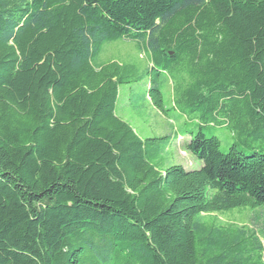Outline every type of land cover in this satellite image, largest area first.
Here are the masks:
<instances>
[{
  "label": "trees",
  "instance_id": "1",
  "mask_svg": "<svg viewBox=\"0 0 264 264\" xmlns=\"http://www.w3.org/2000/svg\"><path fill=\"white\" fill-rule=\"evenodd\" d=\"M119 40L143 58L101 62ZM120 84L165 115L171 85L199 169L163 168ZM234 208H264V0H0V264H264Z\"/></svg>",
  "mask_w": 264,
  "mask_h": 264
},
{
  "label": "rangeland",
  "instance_id": "2",
  "mask_svg": "<svg viewBox=\"0 0 264 264\" xmlns=\"http://www.w3.org/2000/svg\"><path fill=\"white\" fill-rule=\"evenodd\" d=\"M137 55L136 47L131 41L119 40L107 43L99 55V60L101 62L109 60L134 61L137 59ZM138 56L143 58V54ZM162 92L165 107L168 109L166 115L154 109L148 99L131 98L126 91V85L120 84L116 114L126 121L141 138L165 134L170 136L171 144L164 153L166 160L163 168L170 164H179L186 170L199 169L202 165L201 160L183 149V143L188 139V135L182 131L183 124L188 121L189 116L179 117L178 111L172 107L171 85H164ZM208 127V131L218 137L219 148L222 151L227 150L233 143H237L238 147L242 148V144L230 127L225 125ZM177 128H181L180 132L184 134L175 138ZM212 216L216 217L219 223L235 222L252 226L254 229H259L264 224V208H234ZM252 217H256V224L250 223Z\"/></svg>",
  "mask_w": 264,
  "mask_h": 264
}]
</instances>
